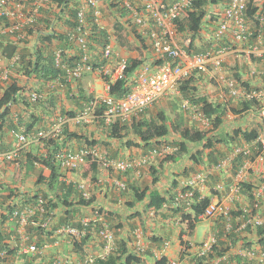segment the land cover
I'll list each match as a JSON object with an SVG mask.
<instances>
[{
	"label": "trees",
	"instance_id": "1",
	"mask_svg": "<svg viewBox=\"0 0 264 264\" xmlns=\"http://www.w3.org/2000/svg\"><path fill=\"white\" fill-rule=\"evenodd\" d=\"M81 2L82 0H43L37 7L33 21L26 27V39L18 45L5 38V43L3 45L0 44L3 55L11 57L13 52H19V60L15 68L16 73L26 77L28 80H33L39 88H49L46 85L47 83L56 82L57 79L61 78V69L54 63V51L56 49L61 50L63 62L72 64V62L79 59V52L70 41L69 35L75 31L77 25L76 11ZM139 2V0H135L132 4L137 10H142V5ZM228 2L229 0H194L191 8L185 12L181 19L176 21L178 33H190L183 41V47L187 51L207 53L213 47L217 48L215 41L201 42L200 45H197L198 35L205 22L211 21V23H214L218 20V15L213 12L209 13L208 9L212 7L222 11ZM27 3H31V1L27 0ZM107 7L111 12H115V17L118 19L129 14L128 9L123 6V0H107ZM245 15L250 29L249 40L256 39L261 35L264 36V23L261 25L258 21V17L264 15V0H249ZM85 28L89 31L93 57L90 63L94 68L103 63L101 49L105 43L110 41L111 37L104 27L102 28L94 22L90 9L87 11ZM125 29L127 38L130 36L131 39L120 36L116 37V39L119 45L122 46V49L135 51L138 53V57L128 58L127 66L122 75L110 84L109 94L115 97H122L129 92L131 88L130 76L140 65L147 64L146 57H144V51L147 49L146 38L139 35L134 26L130 28L125 27ZM224 45L225 43L221 44V46ZM245 56L253 61L264 60V53L260 57L249 53ZM235 76L244 89L250 86L248 82L242 81L238 74ZM105 78L108 79V77ZM193 78L194 73L180 83L179 94L184 98H188L190 102L199 107L210 119V131H202L192 126H185L182 124L180 118L171 120L163 109H160L156 113L146 110L143 115L133 119L132 123L128 125L113 123L104 126L102 121H97L96 123L97 125H103V130L110 139L121 141L123 138H126L123 141L126 147L137 146L144 150L166 145L165 142L168 135L171 133L177 135L178 139L170 140L169 144L177 147V150L180 152H188L189 142L199 145V148L189 155V158L197 165L205 163L203 157L207 159L209 164H215L225 156L224 153H220V156L216 154L215 147L217 143L222 144L228 150L232 149L231 145L239 146L240 144H245L249 148V153L245 155L238 154L231 160V168L237 173L244 162L248 161L252 163L261 154L260 143L256 140L259 133L261 131L264 132V117L262 118V127L245 129L237 127L232 129L230 133L226 132L223 134H213V132L218 131V128L222 126L227 111L240 114L251 110L255 106L258 107L257 99L242 100L236 106L231 105L229 99H223L221 102H212L208 100L206 95L197 94V88L191 85ZM65 86L66 92H71L69 84ZM25 90L15 78L11 79L10 83L3 88L0 95V138L6 127L12 129L22 127L26 134L33 135L38 129L37 126L43 122V117L34 113H31L27 120H19L15 124L10 120L11 106L13 104L22 103L26 108L29 106L28 102L22 98ZM40 91L38 89V92ZM79 94L78 97L70 98L73 99V102L77 106H81L87 100L81 88H79ZM56 98V92L49 91L46 99L39 101L40 108L44 110L50 109L53 112L56 109ZM59 110L63 116L72 117L76 114L74 111H70L69 113L62 108ZM63 134H65V137H63L62 143L56 139L48 138L44 142V145H42L45 149L43 153H26V167L28 171L35 168V163L38 165L40 170L36 183L45 185L46 190H38L34 193L25 192L22 195L15 194L14 197L18 198V200L16 202L12 200L10 202L11 205L8 204L6 206L5 212L7 214L3 216L4 218H8L15 207H24L28 204L37 203L38 197H42L44 202L42 203L41 212L34 213L24 232L28 241H34L38 245L43 244V241L47 243L53 242V237L56 236L54 231L68 222L78 226L77 219L81 208L90 205L94 200V197L88 200L82 199L77 186L71 181L67 182L62 179L63 174L58 169L56 161L66 140L72 141L76 139L79 142L84 141L82 143L89 144H96V141L88 140L86 137L83 140L82 134L69 132L66 128ZM38 142L40 143V139L34 140V143ZM173 160H175V156L166 155L160 162V165L166 161ZM95 167L94 164H87V169H94ZM44 169L48 170V175L46 176L42 172ZM156 181L157 177H153L152 184H155ZM261 183H264V177L261 178ZM254 188L255 186L250 182L243 181L239 184V192L245 195L250 202L254 200ZM132 192L135 202H141L145 197H150L146 208L152 209L154 215L162 214L164 212L162 209L164 203L167 202L169 204L173 200V197L170 196L166 199L158 191L150 190L148 187H144L143 189L133 188ZM214 194L215 196L217 194L219 198L221 192L217 190ZM13 195V189L9 190L7 197L11 198ZM210 200L209 196L198 198V193H196L188 211L185 210L183 204L176 209L168 208V211H171L172 214L180 213L183 221L186 222V232L192 234ZM132 202H130V205ZM239 208L238 206L237 210L230 211L232 217L230 228L225 230V227L222 226L219 232L215 234L217 243H221V246L225 245L222 249H219L217 244L213 246L216 256H224L230 248H241L244 251H259L264 249V225L252 226L246 223L241 227L242 220L246 222L251 216L257 214L256 209L251 208L249 212H244ZM98 211L102 210L99 209ZM104 215L107 218L115 217L112 212L106 210L104 211ZM0 223L3 222L1 221ZM20 239V233L15 226L9 231L0 228V250L6 249L8 253L14 252L15 247L12 246L13 244L18 245ZM92 239V232L87 231L82 240L73 245V249L78 252L79 257L84 256L85 251L83 250V246ZM159 239V237L154 235L148 237L150 249H152L155 242ZM58 251V247H51L49 250L51 260L58 257ZM147 254L152 257V251L147 252ZM209 256L211 255L209 254ZM232 258L235 264H249L246 256L234 255ZM203 260L204 257H202V260L200 258L193 262V264H206ZM153 261V264H166L165 257L154 258ZM138 262H140L139 257L128 253L126 248L121 246L114 254L104 258L96 257L92 264H135Z\"/></svg>",
	"mask_w": 264,
	"mask_h": 264
},
{
	"label": "built area",
	"instance_id": "2",
	"mask_svg": "<svg viewBox=\"0 0 264 264\" xmlns=\"http://www.w3.org/2000/svg\"><path fill=\"white\" fill-rule=\"evenodd\" d=\"M41 1L33 0L31 3H27V0H0V43L4 44L5 38H7L9 41L20 45L19 43L26 39V27L33 21L37 7ZM133 1L135 0H123V6L128 9V17L131 18L136 32L147 40L151 51V63L140 65L132 73L130 76L131 88L124 96L115 97L109 94L110 84L122 75L127 66V57L115 51L113 40L110 39L101 49L103 63L94 68L90 63L92 55L89 32L85 28L86 13L90 8L97 25H101L99 0H82L77 8L75 16L77 25L75 31L69 35V39L76 46L79 52V59L72 62V64L63 62L61 50L56 49L54 51V63L61 69L63 81L68 83L75 82L85 73L93 71L103 83V92L94 95L76 117V121L92 122L97 118L105 125L113 123L128 125L132 123L133 119L139 118L146 110L155 106L161 99L179 95L180 83L189 78L193 71L207 73L208 65L212 61V64L218 66L221 60H216L217 57L219 58L220 54L227 50V47H222L214 52H189L183 46L176 44L174 39L177 35L176 21L181 19L185 12L191 8L194 0H140L139 3L142 5V10H137L132 4ZM248 2L249 0H229L228 4L221 11V18L214 30L216 40H221L230 28L233 29L232 34L235 41H242L247 38L250 34L245 15ZM263 17L264 15L258 17L261 25L264 23ZM262 53H264V50H262ZM18 60V51L13 52L9 58L0 55V84H6L11 80L14 73L13 69L16 67ZM105 77H108V79ZM220 79L227 95L237 100L257 99L261 96L260 91H244L242 88H238V82L233 78L225 79L220 76ZM38 98L39 95L35 92L29 94L31 102L36 101ZM99 108L101 110L97 113ZM181 109L191 115V119L194 120L200 129L207 131L211 128L210 119L199 107L190 102L188 98H182ZM63 123L64 121L59 118L51 129L46 132L39 131L37 134L40 137L54 136L57 132L61 131ZM14 136L17 145H24L29 141V137L22 130L16 132ZM256 141L260 143L261 153H264V132L259 134ZM170 151L169 147L162 146L151 150L148 155L123 159L113 157L106 147L98 144H83L75 150H62L57 156L56 163L63 175L77 171L87 163L94 164L97 168L106 171L107 174L110 172L123 173L128 170H138V167L144 165L148 160L164 157ZM248 153L249 148L247 145L235 146L230 150L229 154L225 155L217 163L212 164L207 171L195 174L184 181L174 198L173 207H178L181 202L189 205L195 198V188L197 185L204 184L209 175L214 171L223 170L231 164V160L238 154L245 155ZM14 154V152H2L0 145V156L11 159ZM248 163V161L244 162L235 174V182L233 186L229 187V193L226 198L239 192V184L244 180L242 178V171L248 167ZM111 183L118 191L126 189V182L121 178H113ZM220 188V184L215 186V189ZM78 189L83 199L86 200L91 197L90 191L83 185H78ZM263 193L264 184L254 190L253 204L249 208H242L244 212H249L251 208H254L257 214L251 216L246 222L242 220L241 227L246 223L252 226L264 225V216L259 212L260 200ZM42 203L43 200L39 198L36 207L26 206L22 209L14 210L11 215L17 222L18 232L22 238V243L17 249L18 255L34 256L50 246L47 242H44L40 247L34 242L25 243L24 229L28 224L29 218L35 211H39L40 204ZM203 215L208 218L223 217L225 219V226H230V216L227 206L221 202H217L216 199L210 201ZM80 224L81 227L63 225L56 229L55 235L67 234L72 242L84 236L89 226L95 224V235L98 236L102 243L100 256L104 257L115 250L114 233L109 229L98 210H94L89 216L82 217ZM132 236L134 238L135 255L142 257L148 248V245L144 241L142 230L138 227L135 228ZM216 241L215 235H208L200 245L194 247V255L196 257L207 255L211 251L212 246L216 244ZM57 243L58 239L55 236L51 245L56 246ZM163 251H153V256L161 257ZM243 254L248 259H255L260 263H264V249L259 251L249 250ZM9 257L10 254L6 249L0 250V264H9ZM94 259V255L86 254L82 262L74 263L73 261L62 260V258L56 257L50 264H92ZM169 262L170 264H176L175 261ZM15 264L23 263L18 262Z\"/></svg>",
	"mask_w": 264,
	"mask_h": 264
},
{
	"label": "crops",
	"instance_id": "3",
	"mask_svg": "<svg viewBox=\"0 0 264 264\" xmlns=\"http://www.w3.org/2000/svg\"><path fill=\"white\" fill-rule=\"evenodd\" d=\"M140 1V0H139ZM41 3V2H40ZM99 4L101 9L103 10L104 13V18L106 17V15H108V17H106V19H112L114 21H116L115 18V12H111L109 10V8L107 7V0H99ZM212 8V7H210ZM213 11H217V9L212 8ZM216 14V13H215ZM102 18V22L106 23V19ZM104 20V21H103ZM122 22V21H121ZM126 24V23H125ZM124 24V25H125ZM215 25V22H214ZM231 32V28L229 29V36H230V40L232 39V35L230 34ZM129 39H131L130 36H128ZM203 42H210V41H203ZM201 43V42H200ZM119 44V43H118ZM236 45H242L241 42L236 43ZM247 46V45H244ZM148 48V47H147ZM123 56H126L127 58H136L138 57V53L135 51H128L123 49ZM235 51H237V49H233L227 53H230V55L226 56V60L229 61L230 63L235 64V57H237V54H233ZM147 55V49L144 51V57H146ZM230 56H231V60H230ZM213 63V61H212ZM211 71L207 74L210 78H212V73H219V75H221V70L222 68L211 65L210 64V68ZM91 75V74H90ZM95 75V74H94ZM199 74L194 72V78L191 82V85L195 86L197 88V94L198 95H206L209 101L212 102H221L223 99H226V96H223L220 92L221 89V85L217 84L216 86H214V88L212 90H214L215 93L211 94L212 92L209 90L211 89V87L209 86V84H204L202 86L203 83H205V79L203 76L202 81H200L201 79L198 77ZM18 78H21L19 75H17V80ZM83 79V78H82ZM83 81V80H82ZM93 82H89V81H85V83L87 84H91L93 86V88H96L97 92H101V87L103 86L102 81L97 78V80H92ZM33 80H28L24 77V83L27 87L29 86H33ZM19 83V81H18ZM20 84V83H19ZM6 84H0V95L2 93V90L4 88ZM47 87L51 86V87H55V92L57 94V98L55 100L58 99V101L60 102L62 100V98H65L66 96V92L65 90H62L60 88H57L55 85V82L52 83H47L46 84ZM205 87V88H204ZM45 88V87H44ZM71 88V92L70 94H73L75 97H78L79 94V87H77L75 85V83L71 84L70 86ZM85 89H83L84 91ZM48 91H54L53 89L48 90ZM201 91V93H200ZM74 92V93H73ZM209 93V95L207 93ZM170 98H163L161 99L157 104H160L161 107L163 108V110H165V108H167V105L170 104L169 101ZM234 100V99H233ZM73 101V99L71 100ZM231 105L232 103V99H229ZM58 103V102H57ZM235 103V101H234ZM80 105L76 106L74 104V106H71L69 109H75L77 111ZM160 107V106H159ZM161 108V109H162ZM40 113L38 115L42 116L43 119L45 117H47L46 115V111L45 110H41L38 109L36 111H33V108H26L23 104L17 103V104H13L11 106V118L12 120H14V118H24V120H27V118L30 116L31 113ZM249 115H253L251 114V111H244L240 114H236V115H230L229 118L233 121L232 123L230 122L229 126L230 128L228 129L229 131H231L234 128L237 127H241L243 129L246 128V126L248 125V123L246 122V118ZM241 116V117H240ZM244 117V118H243ZM251 120V119H250ZM245 122V123H243ZM44 121L42 122L41 125L37 126L40 127L42 129H46V126L43 125ZM225 123V121L223 122V124ZM68 128L71 131H76L78 133H82L83 136H86L85 133V129L78 127L77 125H74V122H69L68 124ZM190 127L189 125H185ZM221 128H223L222 126L218 128V130H221ZM94 133H93V138L98 140V141H102L104 144H108L107 146L110 148V151L113 155H116V157H134V156H138L140 154H142L143 150L139 149V147H126L123 144V141L126 139H123L121 141H117V140H113L110 139L107 134L105 133V131L103 130L102 126H97V125H92V129H91ZM7 137L4 138L5 141V146L6 147H12L13 143H14V139L7 133L6 134ZM60 137V141H61ZM84 140V137H83ZM68 141V140H66ZM82 144V142L75 140L72 141H68L66 142V146H69V149H76L78 148L80 145ZM196 149L199 148V145L196 144ZM195 149V150H196ZM194 150V151H195ZM45 149H43L41 147L40 144L37 143H32L30 144L26 150H24V152H29V153H42L44 152ZM194 151H191L189 149L188 146V152L184 153L185 158L184 160V164L181 165L179 164V161L181 160V153L180 152H176L175 154V160L173 161H166L162 166H160L159 164L154 163V168L157 169V176L158 177V182L157 185H160L162 187H158L156 186L155 188H151V190L154 191H158V193L162 194L163 196L168 197H173V192L174 189H171V186L175 185V184H180V182L182 183V181H184V179H186L189 175L192 174L193 171L192 169L196 170L197 168H202V166L200 164H195L190 158L189 155L191 153H193ZM183 154V153H182ZM25 155V154H24ZM3 159L0 158V174L2 172V170H4V166L6 165V161H2ZM207 161V159H205ZM25 159L22 160V162L19 163H15L12 164V166L10 167L11 170H17V172H19L20 168L22 167V171L25 170ZM208 162V161H207ZM158 165V166H157ZM145 170L147 169L146 167H143ZM86 171L84 172V174L86 175L85 177H83V179L80 177V171H83V169H80L77 172H70L67 173L66 178L67 181H73L74 183H80L83 182L85 184V187L89 188L92 190L93 193V197H94V201L91 204V206L86 207L85 209H81L82 213H87L88 211H90L91 208H100L102 210H106V211H110L112 212L115 217L113 218V224H118L119 222L121 223V229L124 230V232L126 231H130L131 226L133 225V223H140V220H142V222L144 223L145 226L150 225V227L152 228V230L149 228V234L148 236L154 235L159 237L160 239L157 240V243L159 244L160 241L162 243L163 239H167V238H172L175 239V243L174 245H169V248L167 250V258L171 259L173 257H175L176 255H178V250H179V243L180 241H183L184 243L187 244H194L196 243L195 241L191 242L188 238L187 233L184 232L185 230V223L182 220V216L180 213H175L172 214V212H164L162 214H157L154 216H150L151 215V210L146 209V204L150 201V197H146L143 201L141 202H135L133 200L132 197V189L136 188V189H143L144 187H146L147 185H144L143 187L140 186V183H142L143 181V176L138 175L135 171L133 170H129L125 173H115V172H110L109 174L106 173V171L96 168V170H91V169H85ZM43 174L46 176L48 175V171L47 169H44ZM8 173V171H7ZM144 173V170L142 172V175ZM178 173H180L178 175ZM185 175L182 177V174ZM38 174V172H37ZM219 174V173H218ZM33 178H32V183L30 185H24L23 186L20 183L17 184H10L11 182H8L5 180L7 179H3L0 176V221H2L1 218V213L3 212V207L6 204V200H7V195L9 193V190H11L12 188H19L18 190L20 191H34V190H43L46 189L43 185H37L35 180H36V176L32 173ZM215 175H211V179L207 180L206 185L204 184H200L197 185L196 190L198 192V194L200 195V197L203 196H209L210 198L213 197V191L210 190V187L214 186V181L216 180ZM10 179V176L8 177ZM113 178H121L123 179L127 186H128V190L125 192H120L118 193L117 191H115L113 188V185L111 183ZM160 178V179H159ZM8 179V180H9ZM210 180L212 181L213 184H211ZM248 180H251L250 178H248ZM178 181V183H176ZM231 183V182H230ZM230 183H228L227 185H229ZM168 193V194H167ZM217 196V194H216ZM233 196V197H232ZM231 197H224V195L221 193L220 197L217 199L220 200L221 199V203L226 205L230 210H237L238 206L242 208V205L245 206L247 205V202H249V199L241 194L240 199L237 195H232ZM237 196V197H236ZM236 197V198H234ZM212 199V198H211ZM213 200V199H212ZM239 200V201H237ZM132 202V204L130 205V202ZM226 201V202H225ZM4 202V204L2 203ZM188 211V210H187ZM260 212L261 214H264V193L262 195L261 198V207H260ZM132 214V215H131ZM204 220L202 218H200L199 221ZM198 221V222H199ZM3 223H0V228L3 230H10L11 228H13V226L11 225L10 222L7 221H2ZM209 224V230L205 233H209L210 231H214L217 230V224L215 221H211L208 222ZM196 228V227H195ZM219 231V230H218ZM181 236V238H179ZM68 247V246H67ZM130 252H132L129 249ZM193 250L190 249L188 252H192ZM179 257H182V260L186 259L187 257H189V253L187 252H180Z\"/></svg>",
	"mask_w": 264,
	"mask_h": 264
},
{
	"label": "clouds",
	"instance_id": "4",
	"mask_svg": "<svg viewBox=\"0 0 264 264\" xmlns=\"http://www.w3.org/2000/svg\"><path fill=\"white\" fill-rule=\"evenodd\" d=\"M30 1H33V0H30ZM43 1V0H42ZM42 1H41V3H42ZM90 9V8H89ZM88 9V10H89ZM91 10V9H90ZM100 10H101V17H100V23H101V25H99L100 27H104L105 29H106V31H107V33L109 34V31H108V29L105 27V24L102 22V18H104V13H103V10L101 9V7H100ZM91 13H92V10H91ZM213 13H216L218 16L220 15L221 16V11H219V10H217V11H215V12H213ZM86 15H87V13H86ZM92 17H93V14H92ZM123 18H125L126 19V24H125V27H132L133 26V23H132V20H131V18H129L128 16H125V17H123ZM93 19H94V17H93ZM219 19L220 18H218V20L215 22V26L213 27V32H212V35L210 36V37H208V39H209V41H215V45L217 46V48H212V50H211V52H214V51H217V50H219L220 48H222V47H227V51L225 50L224 52H222L221 54H220V57L226 52H229V51H231V50H233L232 48H234L235 47V45L234 44H236V43H239V42H243L242 44H244V45H247L249 48L251 47V45L249 44L248 45V41H252V40H249V38H248V36L250 35H248L247 36V38L246 39H244V40H242V41H235L234 39H233V34H232V28H231V32H230V34L232 35V39L230 40L231 42H232V44L231 45H228L230 42L228 41V39L226 38V35L229 33V31L227 32V33H225V35L222 37V39L221 40H216L215 39V37H214V30L216 29V27H217V23H218V21H219ZM129 20V21H128ZM130 21H131V23H130ZM94 22H96L95 20H94ZM86 24V23H85ZM97 24V23H96ZM250 30V29H249ZM201 31V30H200ZM89 32V31H88ZM177 34H178V32H177ZM189 35H190V33H188ZM110 35V34H109ZM229 35V34H228ZM111 37V36H110ZM111 40H113L112 38H111ZM224 40V41H223ZM253 40H255V42H259L260 44L261 43H263L264 42V36L263 35H261V36H259V37H257L256 39H253ZM226 41V42H225ZM114 42V41H113ZM223 43H225V45L224 46H221V44H223ZM0 44H2V43H0ZM30 44H32V42H30ZM147 44V52L149 51L150 52V55H151V51H150V49H149V46H148V43H146ZM3 45V44H2ZM180 46H183V44H181ZM186 49V48H185ZM230 49V50H229ZM0 50H1V45H0ZM262 50H264V45H263V49ZM19 53V52H18ZM248 54V53H247ZM261 54H263L262 53V51H261ZM0 55L1 56H4L3 55V52H2V50L0 51ZM91 55H92V53H91ZM259 56H261V55H259ZM7 57V56H6ZM7 58H9V57H7ZM93 58V57H92ZM91 58V59H92ZM218 58V57H217ZM128 59V58H127ZM221 60V59H220ZM222 62V61H221ZM210 64H212V63H210ZM209 64V65H210ZM209 65H208V68H209ZM214 65V64H213ZM215 66V65H214ZM218 67V66H217ZM15 68L16 67H14V69H13V71H14V73H13V75H12V77H11V79H13V78H15L16 80H17V75H19L21 78H18V81H19V85L20 86H23L26 90H25V92H24V96L22 97L23 99H25L27 102H28V104H29V106L27 107V108H33V111H36V110H38V109H41L40 108V106H39V101H44L45 99H46V97H47V95H48V93H49V89L51 90V89H53L54 91H55V87H51V86H49V88H39L34 82H33V86H29V87H27L25 84H23V85H21V82H24V77L22 76V75H20V74H18V73H16V70H15ZM211 71V69H208V71H207V73H199L198 71H193L192 72V74L194 73V72H196V73H198L199 75L200 74H202V75H207L209 72ZM61 74H62V72H60V76H61ZM85 74H87V75H89V74H94L93 73V71L92 72H87V73H85ZM84 74V75H85ZM83 75V76H84ZM82 76V77H83ZM95 76H97L96 74H95ZM191 76V75H190ZM81 77V78H82ZM26 78V77H25ZM81 78H79L78 80H80ZM97 78H99L98 76H97ZM20 79H22L23 81H20ZM100 79V78H99ZM77 80V81H78ZM236 81H237V79H235ZM11 81V80H10ZM10 81L8 82V83H6V85H8L9 83H10ZM77 81H75V82H71V83H68V82H65V81H63V79L62 78H59V79H57L56 80V87L57 88H60V89H62V90H65V92H66V86L65 85H67V84H69V87L71 86V84H73V83H75V85L77 86V87H79V85H78V83H77ZM238 82V81H237ZM77 83V84H76ZM6 85L4 86V87H6ZM221 85V89H220V92H221V94L223 95V96H226V99H234V100H236V103L238 104L239 102H241L242 100H239V102H237L238 100L237 99H235V98H233V97H230V96H228L227 95V93H226V90L224 89V87H223V84L221 83L220 84ZM237 86H238V84H237ZM79 88H81L82 90H83V88L82 87H79ZM38 89H43L44 90V92L43 91H40V92H38ZM70 90H71V88H70ZM79 90V89H78ZM247 90H252V89H247ZM33 92H35V93H37L38 95H39V98L36 100V101H34V102H31L30 100H29V94L30 93H33ZM103 92V90L101 91V92H97L96 91V93H94L93 94V92L91 91V90H88V89H85L84 90V93H85V95H86V97H87V100L84 102V103H82V105L81 106H79L80 108H78L77 109V111L74 109H67V108H64L62 105H60V102L58 101V99L57 100H55L56 101V109L55 110H53V112L52 111H50V109H46V110H48V111H46V115H47V117H45L44 119H43V121H44V123H43V125H45L46 126V129H42V128H40V127H38V129H37V131L33 134V135H30V134H26L25 133V131H24V129L22 128V127H18V129H12V128H4V131H3V134L1 135V138H0V145H1V150H2V152H14L15 154H14V156L11 158V159H6V158H4V157H2V156H0V158L1 159H3L2 161H6L7 163H10V164H15V163H19V162H22V160L23 159H25V161H26V153H29V152H24V150H26V148L30 145V144H32V143H34V140L35 139H40V143L38 142L37 144H40L41 145V147L43 148V146L42 145H44V142L48 139V138H52V139H56V140H58L60 143H62L63 142V137H65V134H63V132H64V129L66 128L69 132H76V131H71V130H69V128H68V124H69V122L70 121H73L74 122V124L75 123H81V124H85V125H97V121H101L100 119H95L94 121H92V122H86V121H76V117L80 114V112L85 108V106L89 103V101L94 97V95H96V94H99V93H102ZM74 93V92H73ZM78 95H80V94H78ZM180 95V94H179ZM181 96V95H180ZM71 97H75L73 94H70V92L69 93H67L66 92V96H65V98H68L69 100H70V102H71V106H74V102L73 101H71L72 99H70ZM182 97V96H181ZM182 98H184V97H182ZM58 102V103H57ZM20 104H22V103H20ZM236 104V105H237ZM76 105V104H75ZM236 105H233V106H236ZM25 106V105H24ZM77 106V105H76ZM60 108H62V109H64V110H66L67 112H69L70 113V111H74L76 114L74 115V116H72V117H68V116H63V115H61V113H60ZM42 110V109H41ZM44 110V109H43ZM101 109L99 108L98 110H97V113H99V111H100ZM252 110V109H251ZM250 110V111H251ZM146 112V111H145ZM34 114H36V115H38V114H40V113H35L34 112ZM230 115H236V114H234V113H232V112H229V111H227V113H226V115H225V118H227V117H229ZM191 116V115H190ZM59 118H61L63 121H64V123L62 124V126H61V131L60 132H57L54 136H46V137H40V136H38V132L39 131H43V132H46V131H48L49 129H51L53 126H54V124L58 121V119ZM191 118V117H190ZM224 118V119H225ZM10 120L11 121H13V123L15 124L16 122H18L19 120H24V118H14V120H12V118H11V115H10ZM192 121H194L193 119H192ZM225 121V120H224ZM103 123V122H102ZM42 124V123H41ZM40 124V125H41ZM103 125L105 126V124L103 123ZM103 125H97V126H103ZM223 125V124H222ZM193 127V126H192ZM195 128H197V126H194ZM103 128V127H102ZM251 128V127H250ZM104 129V128H103ZM197 129H199V130H202V129H200V128H197ZM211 129V128H210ZM210 129L209 130H207V131H210ZM23 131V133L27 136V137H29V141H28V143H26V144H24V145H17V142H16V138H15V136H14V134L16 133V132H19V131ZM202 131H205V130H202ZM232 131V130H231ZM230 131V132H231ZM230 132H228V133H230ZM9 134L13 139H14V143H13V145H12V147L10 146V147H6L5 146V141H4V138L5 137H7L6 136V134ZM76 133H78V132H76ZM94 132L93 131H91L90 132V134L89 133H86V136H83L84 138L86 137L88 140H95L96 141V144H98V145H100V146H103V147H106L109 151H110V148L107 146L108 144H104L103 143V145H101L100 144V141H98V140H96V139H94L92 136V134H93ZM261 133H263V131H261L259 134H261ZM78 134H82V133H78ZM169 136V135H168ZM177 136V135H176ZM60 137H62L61 138V141H60ZM130 137V136H129ZM128 138V137H127ZM124 139V138H123ZM176 139H178V138H176ZM172 140V139H171ZM66 142H68V141H65V143H64V145H63V148H62V150H65V149H69V146H66L65 144H66ZM81 142H84V141H81ZM169 142H170V140H168V137H166V145H161V147L162 146H167V147H169L170 149H171V151L167 154V155H173V153H174V150L175 151H177V152H180V151H178L177 150V147H174V146H172V145H170L169 144ZM83 144H89V143H82L81 145H83ZM189 144V143H188ZM80 145V146H81ZM242 145H245V144H240L239 146H242ZM79 146V147H80ZM234 145H232L231 146V148L233 147ZM132 147H137V146H132ZM131 147V148H132ZM235 147V146H234ZM128 148V147H127ZM157 148H160V147H157ZM44 149V148H43ZM77 149V148H76ZM129 149V148H128ZM139 149H141V150H143V151H145V152H143L142 154H140V155H148V153L151 151V150H153V149H156V148H152V149H146V150H144V149H142V148H139ZM69 150H73V149H69ZM75 150V149H74ZM43 153V152H42ZM110 153H111V151H110ZM176 153V152H175ZM181 153V152H180ZM183 153V152H182ZM25 154V155H24ZM32 154H34V153H32ZM111 155L113 156V157H116V155H113L112 153H111ZM140 155H138V156H140ZM166 156V155H165ZM164 156V157H165ZM173 156H175V154L173 155ZM134 157H137V156H134ZM164 157H156L155 159H150V160H148L144 165H142V166H140V167H138V170H133V171H135L138 175H140V176H143L142 175V172H143V167H146L147 165H149V168H147V169H150L151 171H153V177H157V181H156V183L155 184H152V185H150L149 184V186H146V187H148L150 190H151V188H155L156 187V185H157V182H158V176H157V169L156 168H154V163H156V164H159L160 165V162L162 161V159L164 158ZM118 158H123V159H128V158H132V157H118ZM220 160V159H219ZM218 160V161H219ZM256 160V159H255ZM12 161H14V163H11ZM207 162V161H206ZM165 163V162H164ZM249 163H251V162H249ZM253 163V162H252ZM87 164H92V163H87ZM87 164L86 165H84L81 169H83V173L86 171L85 170V168H87ZM25 170L24 171H22V167L20 168V170H19V172H18V175H17V177H19V174L21 173V172H23V173H27L28 175L29 174H31V172L32 171H35V170H37V172L39 173V167H38V165L35 163V168L33 169V170H30V171H28V169H27V167H26V162H25ZM163 165V164H162ZM162 165H160V166H162ZM201 166H202V164H200ZM204 165H205V163H204ZM212 164H209V166L206 168V169H204V170H202V171H199V172H195V173H192L191 175H189L186 179H184V181H186L187 179H189L190 177H192L193 175H195V174H198V173H202V172H204V171H207L208 169H209V167L211 166ZM158 166V165H157ZM96 168L97 167H95L94 169H91V170H96ZM80 170V169H79ZM79 170H77V171H79ZM155 170V171H154ZM48 171V170H47ZM77 171H73V172H77ZM129 171V170H128ZM220 171H222V170H220ZM220 171H214L211 175H215V174H218ZM125 172H127V171H125ZM125 172H123V173H125ZM37 175L38 174H36V178H37ZM67 175V174H66ZM66 175H63V178L62 179H64L65 181H67V178H66ZM211 175H209V177H208V179H211ZM153 179V178H152ZM152 179H151V183H152ZM207 179V180H208ZM207 180H206V182L204 183V185H206V183H207ZM184 181H182V183L180 182V184H175V185H173V186H171V189H174V192H173V200H171L170 201V203L168 204L167 202L166 203H164V205H163V207H162V209H163V211L165 212L166 210V212H171V211H168V208H172V209H176L177 207H173V203H174V198H175V196H176V194L178 193V191L180 190V188L182 187V184H183V182ZM35 182H36V180H35ZM67 182H69V181H67ZM71 182H73V181H71ZM210 182H211V184H213L214 183V186L213 187H210V190L211 191H213V197H216L215 196V192L217 191V190H219L223 195H224V192L223 191H221V189H215V186L217 185V184H219V183H217V181H214L213 183H212V181L210 180ZM74 183V182H73ZM176 183H178V181L176 182ZM37 184V183H36ZM76 186H77V189H78V185H83L84 187H85V184L83 183V182H80V183H74ZM234 184V183H233ZM253 184V183H252ZM262 184H264V183H261V185ZM37 185H41V184H37ZM200 185V184H199ZM45 188H46V186L45 185H43ZM153 186V187H152ZM114 187V186H113ZM197 187V186H196ZM86 188V187H85ZM13 189V196L10 198V197H8L7 198V200H6V204H5V206L2 208L3 209V212L1 213V218H2V221H7V222H10L11 223V225L14 227H16V229H17V231L19 230L18 229V225H17V222L15 221V219H13L12 217H11V215H12V213H13V211L14 210H17V209H22V208H24V207H26V206H35L36 207V205H37V203H38V199L39 198H41L42 200H43V202H44V199L42 198V197H38V199H37V203H34V204H28V205H26V206H24V207H15L12 211H11V213H10V215H9V217L8 218H4L3 216L4 215H6L7 213L5 212V208H6V206L9 204V205H11L10 204V202L13 200V202H16V200H18V198H15L14 196H15V194L16 195H22V194H24L25 192H30V193H34V192H37L38 190H34V191H20V190H18L19 188H12ZM11 189V190H12ZM86 189H88L89 191H90V193H91V197H93V193H92V190L91 189H89L88 187L86 188ZM115 191H117L118 193H120V192H125V191H127L128 190V186H127V184H126V189L125 190H122V191H118V190H116L115 188H113ZM256 189V187L254 188V190ZM44 190H46V189H44ZM79 190V189H78ZM196 193H198L197 192V190H196V188H195V194ZM239 193V192H238ZM9 194V193H8ZM168 194V193H167ZM79 195H80V191H79ZM162 195V194H161ZM8 196V195H7ZM80 197H81V195H80ZM90 197V198H91ZM148 197V196H147ZM166 197V196H165ZM213 197H211L212 199H216L217 200V202H220L221 201V199L220 200H218L217 198H213ZM82 198V197H81ZM89 198V199H90ZM146 198V197H145ZM198 198H200V195L198 194ZM210 198V199H211ZM83 199V198H82ZM166 199H167V197H166ZM211 199V200H212ZM85 200V199H84ZM86 200H88V199H86ZM210 200V201H211ZM94 201V200H93ZM194 201V199L191 201V202H193ZM12 202V203H13ZM190 202V203H191ZM253 202L254 201H249V203H250V205H249V207L253 204ZM3 204H4V202H2ZM93 202H91V204H92ZM91 204L90 205H87V206H84V207H82L81 209H85L86 207H89V206H91ZM184 205L185 206V210L187 211L188 210V208H189V206H190V204L189 205H185L184 204V202H181L180 203V205ZM41 205V207H40V209H39V211H35V212H41V208H42V204H40ZM179 205V206H180ZM178 206V207H179ZM260 207H261V200H260ZM228 208V207H227ZM100 208H91L90 209V211H88L87 213H82L81 212V210H80V214H79V217H78V226L77 225H74V224H72L71 222L69 223H67V224H64V225H72V226H74V227H81V224H80V219L82 218V217H84V216H89V215H91L92 214V212L94 211V210H99ZM147 209V208H146ZM240 210H242V208L240 207L239 208ZM102 210V209H101ZM148 210H151V211H149V212H151V217L152 216H154V211L152 210V209H148ZM228 210H229V216L231 215L230 214V211H232V210H230L229 208H228ZM101 215H102V217H103V219L105 220V222L107 223V225H108V227H109V229L111 230V231H113V233H114V236H115V250L114 251H112L111 253H109V254H107L106 256H104V257H107L108 255H111V254H114V253H116V251H117V249H119V247H121V246H124L125 248H126V251L128 252V253H131V254H133L134 256H137V255H135V247H134V242H133V236H132V232H133V230L135 229V228H137V226L136 227H134V229L132 230V231H130L131 232V244L128 242V243H126V242H124V241H122V240H119V241H117V239H116V234H115V232H116V230H114L113 228H115V227H117V228H119L120 229V227H121V223L119 222L118 224H113V218H107L105 215H104V210H102V211H98ZM163 212V213H164ZM259 212H260V208H259ZM260 214H261V212H260ZM34 215V214H33ZM32 215V216H33ZM132 215V214H131ZM261 215H263L264 216V214H261ZM32 216L29 218V220L32 218ZM157 216V215H156ZM182 216V215H181ZM201 218L202 219H206V218H208V217H205L204 215H202L201 216ZM212 218H214V217H212ZM221 218V217H220ZM48 219H50V217H48ZM183 220V219H182ZM221 220H225V219H223V217L221 218ZM1 222V221H0ZM73 222V221H72ZM184 222V221H183ZM28 223H29V221H28ZM185 223V230H184V232L185 233H187L186 232V222H184ZM231 223H232V221H230V226H231ZM28 225V224H27ZM26 225V226H27ZM94 225L95 224H91V226H89V228H88V230L87 231H90V232H92V237H93V239L91 240V241H89L88 243H86L84 246H83V250L85 251V254H84V256L86 255V254H92V255H94L95 256V258L96 257H101V258H104V257H102V256H100V254H101V246H102V243H101V240L98 238V236H96L95 235V232H94V230H95V227H94ZM63 226V225H62ZM230 226H228V227H226L225 226V224L223 223V227H225V230H228L229 228H230ZM61 227V226H60ZM26 228V227H25ZM59 228V227H58ZM57 228V229H58ZM138 228H140V227H138ZM141 229V228H140ZM220 229V227H219V222H218V224H217V230H214V231H210L209 233H207V234H205L206 236H205V238H204V240L206 239V237L208 236V235H211V234H213V235H215L216 234V232L218 233L219 230ZM142 230V229H141ZM7 231H9V229L7 230ZM56 231V230H55ZM55 231H54V233H55ZM86 231V232H87ZM24 232H25V229H24ZM143 232V231H142ZM86 234V233H85ZM188 234V233H187ZM189 235H191V234H189ZM25 237H26V240H25V243H32V242H34V241H28V239H27V236H26V234L24 235ZM57 236V239H58V243H57V245L56 246H54V245H51V243H48L50 246H48L46 249H43L42 250V252L41 253H38V254H36V255H34V256H25V255H18L17 254V249H18V247L20 246V244L22 243L21 242V240H22V238L20 239V242H19V244L18 245H15V244H13V246L12 247H15V251L14 252H12V253H9L10 254V257L8 258V260H9V264H15V263H23V264H33V260H39L38 262H40V264H50L51 263V256H48V255H46V254H48V252H49V250L51 249V247H58V250L59 249H61V251H58V253H60V254H58V257L59 258H62V260H69V261H73L74 263L75 262H82L83 261V258H84V256H82V257H79L78 256V252H76L75 251V249H74V252L76 253L75 255H77L76 257V259H73V258H71L70 259V257L69 256H65V253H66V250H68V249H70L71 247H72V249H73V245L75 244V243H79L81 240H82V238L85 236H82L80 239H78V240H75V241H70V237H69V235H67V234H64V233H62V234H58V235H56ZM152 236V235H151ZM215 237H216V235H215ZM54 238L55 237H53V240H54ZM143 238H144V241H145V243L148 245L147 247V249H146V251H145V253H143V255H142V257L141 256H137V257H139L140 258V262H138V263H135V264H153V259L154 258H161V257H165L166 258V264H170V262L169 261H175V263L176 264H179V262H177V259L175 258V257H173V258H171V259H168L167 258V250H168V248H169V245H170V243H169V240H167V239H163L162 240V243H161V241H160V243L158 244L157 243V241L155 242V245H153V247H152V249H150V247H149V244H150V241L149 240H146V239H148V236H146L145 237V233L143 232ZM179 238H181V236L179 237ZM204 240H202V241H200V242H196V243H194V244H187V243H184L183 241H180V243H179V250H178V258L179 259H181V261H184V262H188L189 261V259H191V263L190 264H193V262H195V261H197L198 259H200L201 258V260H202V257H196L195 255H194V247L195 246H198V245H200ZM216 240H217V238H216ZM46 243V241H43V243ZM118 242V243H117ZM35 243V242H34ZM36 244V243H35ZM216 244H217V246H218V248L219 249H222L224 246H221V243H217V241H216ZM37 246H41V245H38V244H36ZM92 245H94V246H97L98 247V251L97 252H89L88 251V249L92 246ZM120 245V246H119ZM132 245V246H131ZM215 245V244H214ZM213 245V246H214ZM68 246V247H67ZM166 246V247H165ZM213 246H212V249H211V251L210 252H208L207 253V255H205V256H203L204 257V262H206V264H213V263H215V264H223V261L225 260V259H227V261H229L230 262V264H235V262L233 261V256L234 255H243V256H246L245 254H243L245 251L243 250V249H241V248H237V249H234L233 250V248H230V250L228 251V252H226L225 253V255L224 256H222V257H219V256H216L215 255V252L213 251ZM165 247V248H164ZM129 249L132 251V252H130L129 251ZM190 249H192L193 251L192 252H188ZM56 250H57V248H56ZM164 250V251H163ZM237 250V251H236ZM149 251H152V257L151 256H149L148 254H147V252H149ZM153 251H163V255L161 256V257H154L153 256ZM234 251V252H233ZM236 251V252H235ZM180 252H187V253H189V257H187L186 259H184V260H182V257H179V255H180ZM214 253V254H213ZM209 254L211 255V256H209ZM206 257H207V259H206ZM44 258H46V260L44 259ZM56 258V257H55ZM232 258V259H231ZM54 259V258H53ZM247 259H248V257H247ZM76 260V261H75ZM250 260L251 259H248V262H249V264H250ZM210 262H212V263H210Z\"/></svg>",
	"mask_w": 264,
	"mask_h": 264
},
{
	"label": "rangeland",
	"instance_id": "5",
	"mask_svg": "<svg viewBox=\"0 0 264 264\" xmlns=\"http://www.w3.org/2000/svg\"><path fill=\"white\" fill-rule=\"evenodd\" d=\"M208 12L212 13L215 11H213L212 8H209ZM106 17H108V15H106ZM106 17L104 19H106ZM218 18H221V16L219 15ZM106 21L107 22L106 23L104 22V24H105V27L108 29L111 38L114 41V49L116 52H118L119 54L122 55L124 51L122 49V46L118 44L116 37L120 36V37H124V38L126 37L127 38L126 29H125V25H124L127 21L125 18H121V17L119 19L116 18V21H114L113 18L108 19V20L106 19ZM130 23H131V21H130ZM214 26H215L214 23H211V21L205 22V25L202 27V29L198 35L197 45H200V42H203L205 40L209 41L208 37H210L212 35ZM186 36H189V34L188 33H184V34L178 33L176 35V37L174 38L176 44H178V45L183 44V41H184ZM226 38L230 42L228 45H231L232 42L230 41V36L228 34L226 35ZM249 44L251 45L250 48L248 46H244V44H242L240 46L234 44L235 47L232 49H237V51H235L233 54L238 55L237 57H235V59H236L235 64L230 63L229 61L226 60V56L230 55V53L225 52L221 57L217 58L216 60L221 59V61H222L218 65V67L222 68L221 75H219V73L211 72L212 78H210L208 75H206V77H204L205 83H203L202 86L206 83L209 84V86L211 87V89H209V90L211 92L213 91L211 93V94H213V93H215L214 90H212L214 88V86H216L217 84L220 85L222 83L220 76L224 77L225 79H229V78L236 79L235 75L238 74L242 81L249 83L250 86L247 87V89H252V90H256V91L261 92L260 98H257L258 107L257 106L253 107V109L251 110V114H253V115H249L246 118V122L248 123L246 128H250V127L258 128V127H262V125H261L262 124V118L264 117V60L253 61V60L247 58L245 55L247 53H249V54H252L256 57H260L259 55L261 54V51L263 49L264 42L260 44L259 42L257 43V42H255V40H252V41H248V45ZM146 60H147V64L151 63V55H150L149 51L147 52ZM230 60H231V56H230ZM211 65H213V64H211ZM209 68H210V65H209ZM203 76H205V75L200 74L198 76L201 79L200 81L204 80ZM82 78L77 81L78 85L80 87H82L83 89L91 90L93 92V94L96 93V88H93V86L91 84L85 83V81H89L92 83L93 82L92 80H97V76H95L94 74H91V75L85 74ZM20 81H23V80L20 79ZM23 84L24 83L21 82V85H23ZM237 84H238V88H242L244 91L247 90V89H244V87L240 84L239 81ZM101 90H103V87H101ZM41 91L44 92L43 89H41ZM200 93H201V91H200ZM207 94L209 95V93H207ZM181 100H182V97L178 94L170 97V99L168 101L170 104H168L167 108H165V110H164L165 113L167 114V116L171 120L172 119L175 120V119L180 118L183 125H189V126H193V127L197 126V128H199V126L194 121H192V119L190 118L191 117L190 114L184 112L181 109ZM239 100L237 102H239ZM234 101H235V103H234ZM232 103H233L232 105L237 104L236 100H233V99H232ZM60 105H62L64 108L69 109L71 107V102L68 98H62V100L60 101ZM161 108L162 107L160 104H156L155 106L151 107V109H148V111H152V113H156V112L160 111ZM231 119L229 117L225 118L224 119L225 123L222 125L223 128H221V130H218L216 132L214 131L213 134H218V133L223 134L226 132H230L228 130L230 128L229 123L233 122ZM70 122H73V121H70ZM243 123H245V122H243ZM74 125H77L78 127L85 129V133L90 134V132L92 131L91 130L92 125H85V124H81V123H75ZM215 137H217V136H215ZM176 138H178V136H176L172 133L168 136V140L176 139ZM100 144L103 145V142L100 141ZM188 146H189V149L191 151H194L196 149L195 148L196 144H194V143L189 142ZM233 147H232V149H233ZM215 150H216V154L220 156V153H224L225 155L229 154L231 149L228 150V148H225V146H223L222 144L220 145L217 143ZM175 152H177V151L174 150V153ZM174 153H173V155H174ZM180 155H181V160L179 161V164L183 165L184 164L183 159L185 158V156H184V153L182 154V152ZM203 160L205 161V165L203 164L202 168L196 167V170L192 169L193 171H190V172L195 173V172H199V171L206 169L209 166V163L206 162L205 157H203ZM11 163H14V161H12ZM11 166H12V164L6 163V165L4 166L5 167L4 170H2V172L0 174L1 178L7 179V180H5V182L7 181L8 184H9V182H11L10 184L20 183L24 188V185H30L32 183V178H33L32 173L35 176L37 174V170L32 171L31 174H29V175L27 173L21 172L19 174V177H17V175H18L17 170H11L10 169ZM146 167L149 168V165H147ZM143 170H144V173H143L144 178H143L142 183H140V186L143 187L144 185H147V186H149V184L152 185L151 179L154 176L153 171H151L150 169H146V170L143 169ZM7 171H8V173H7ZM179 174L180 173H178V175ZM235 174L236 173L231 168L230 164L227 167H225L222 171H220L219 174H215V176H217L215 181H217V183H219L221 185L220 189H221V191L224 192V195H225L224 197H226L227 194L229 193V189H230L229 187L231 185L233 186V183L235 182V180H234ZM181 175H182V177L185 176V175H183V173ZM9 176H10V179L8 178ZM85 176L86 175L83 173V171H80V177L83 179V177H85ZM158 177H159V175H158ZM263 177H264V153H261V155L258 156L253 163H248V167L242 171V178H244L243 181L253 183V185L256 188H259V186L261 185V178H263ZM248 178H250L251 180H248ZM228 183H230V184L227 185ZM156 186H158L159 188L162 187L160 185H156ZM234 195H237L239 197V199L241 197L240 192L235 193ZM236 197H234V198H236ZM237 201H239V200H237ZM241 205H242V208L243 207L249 208L250 203L247 202V205H245V206H243V204H241ZM221 218H220V216H218V217H214V218H206L204 220L199 221L196 224V228L194 229L193 233L191 235L187 234L189 240L191 242H193V241L200 242V241L204 240V238L206 236L205 233L209 230L208 222H211V221H215L216 223L219 222V227L221 229V227L223 226V223H225V220H221ZM229 221H232L231 215H230ZM136 226L140 227L142 229V231L145 233V237L148 236V234H149V228L152 230L150 225H149V227L145 226L144 223L142 222V220H140V223H138V224L136 222L133 223L130 231H132L134 229V227H136ZM113 229L116 230L115 234H116L117 241L122 240L126 243L129 242L131 244V241H130L131 240V232L130 231L124 232V230L121 229V227H120V229L117 227H115ZM148 237H150V236H148ZM146 240H148V239H146ZM167 240H169V243L171 246L174 245L175 239L167 238ZM59 251H61V249H59ZM88 251L93 252V253L97 252L98 247L92 245L88 249ZM75 254L76 253L74 252V249H72V247H71L70 249L66 250L65 256H69L70 259L71 258L76 259L77 255H75ZM46 255L50 256L51 254L48 252V254H46ZM175 258L177 259V262H179V264H190L191 263V259H189L188 262H184L178 258V255H176ZM44 259L46 260V258H44ZM206 259H207V257H206ZM38 261L39 260H33L32 262H33V264H40V262H38ZM210 263H212V262H210ZM213 264H215V263H213ZM223 264H230V262L227 261V259H225L223 261ZM250 264H264V263L263 262L260 263L255 259H251Z\"/></svg>",
	"mask_w": 264,
	"mask_h": 264
}]
</instances>
